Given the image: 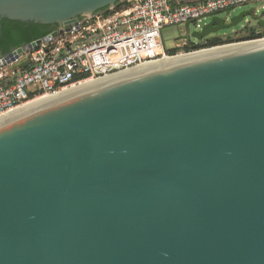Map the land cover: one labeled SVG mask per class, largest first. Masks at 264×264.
Instances as JSON below:
<instances>
[{
	"label": "water",
	"instance_id": "95a60500",
	"mask_svg": "<svg viewBox=\"0 0 264 264\" xmlns=\"http://www.w3.org/2000/svg\"><path fill=\"white\" fill-rule=\"evenodd\" d=\"M124 1L0 0V19L58 27L0 66ZM248 17L257 39L0 117V264H264V12L191 36Z\"/></svg>",
	"mask_w": 264,
	"mask_h": 264
},
{
	"label": "built area",
	"instance_id": "2783aa9c",
	"mask_svg": "<svg viewBox=\"0 0 264 264\" xmlns=\"http://www.w3.org/2000/svg\"><path fill=\"white\" fill-rule=\"evenodd\" d=\"M259 1L178 4V0H125L120 9L79 18L77 28L62 31L55 39L0 66V117L85 82L195 52L191 44L197 43L190 40V34L182 33L170 55L162 46L161 30L192 24L200 31L212 17ZM23 62L24 68L11 70Z\"/></svg>",
	"mask_w": 264,
	"mask_h": 264
},
{
	"label": "trees",
	"instance_id": "16d2710c",
	"mask_svg": "<svg viewBox=\"0 0 264 264\" xmlns=\"http://www.w3.org/2000/svg\"><path fill=\"white\" fill-rule=\"evenodd\" d=\"M201 0H178V4H190ZM123 3L117 4L115 9H120ZM108 9L101 10L107 12ZM58 27L55 25H42L34 23H22L18 21H11L7 19H0V55L6 56L14 49L22 48L23 46L44 38L46 35L52 33ZM258 29L253 27H244L239 33L226 36H212L198 42L197 45L191 44V49L197 50L202 48H209L227 43L253 40L259 38L257 34ZM261 37H264V30ZM170 55L174 54L173 50H169Z\"/></svg>",
	"mask_w": 264,
	"mask_h": 264
},
{
	"label": "rangeland",
	"instance_id": "374dc122",
	"mask_svg": "<svg viewBox=\"0 0 264 264\" xmlns=\"http://www.w3.org/2000/svg\"><path fill=\"white\" fill-rule=\"evenodd\" d=\"M249 9H252L257 15H259L261 12H264V0H261L259 2H251L248 3L247 5L238 6L233 10H230L229 12L220 14V17L228 18V20H230L233 16L239 14L240 12L247 11ZM208 20L209 19H207L206 21ZM246 26L256 28L254 27L256 26L255 22H252L248 17L244 22H242L238 26L228 30L220 31L212 36L226 37V36L234 35L239 33L240 30H242ZM194 31L195 29L192 24L175 25V26H168L163 28L160 32V39L163 48L165 49V51L171 50L172 47L175 45L176 41H178L179 38L181 37L182 33L191 35ZM189 38L191 41L198 43V41L194 39L192 36H190Z\"/></svg>",
	"mask_w": 264,
	"mask_h": 264
},
{
	"label": "bare ground",
	"instance_id": "6f19581e",
	"mask_svg": "<svg viewBox=\"0 0 264 264\" xmlns=\"http://www.w3.org/2000/svg\"><path fill=\"white\" fill-rule=\"evenodd\" d=\"M93 82V81H92ZM91 81H88V82H85L79 86H75V87H71V88H68V89H65L61 92H59L58 94L56 95H52V96H45V97H41L33 102H31L30 104L26 105L25 107L27 108V106H30V105H35L37 103H41V102H44V100H48L50 98H53L55 96H60L61 94H67V93H70V92H74V91H77V90H80L82 88H84L85 86H87L88 83H92ZM11 113V112H10ZM9 113V114H10Z\"/></svg>",
	"mask_w": 264,
	"mask_h": 264
}]
</instances>
